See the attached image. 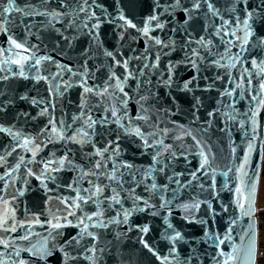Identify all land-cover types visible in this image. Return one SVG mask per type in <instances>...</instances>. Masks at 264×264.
Instances as JSON below:
<instances>
[{
    "label": "water",
    "instance_id": "obj_1",
    "mask_svg": "<svg viewBox=\"0 0 264 264\" xmlns=\"http://www.w3.org/2000/svg\"><path fill=\"white\" fill-rule=\"evenodd\" d=\"M15 4L0 264H256L264 0Z\"/></svg>",
    "mask_w": 264,
    "mask_h": 264
},
{
    "label": "snow or ice",
    "instance_id": "obj_2",
    "mask_svg": "<svg viewBox=\"0 0 264 264\" xmlns=\"http://www.w3.org/2000/svg\"><path fill=\"white\" fill-rule=\"evenodd\" d=\"M9 12H22L24 15H47L46 13L44 12H39L33 8H31L30 6H26L25 8H21L19 6H17L15 4V0H7V6H4L2 3H0V17H3V22L4 23H7V17L5 16V13H9ZM53 17L57 16L58 14L57 13H52ZM121 19H124V17H121ZM152 19H155V17H153ZM126 24H130V21H125ZM132 27H135V25H131ZM158 26H162V25H158ZM6 31V29H5ZM144 33L147 34V29H143ZM157 43H159V41H157ZM12 44L15 48L17 49H23L24 51H27L26 48H24V46L21 44V43H17L15 40H12ZM7 62V61H6ZM14 63H17L19 64L20 61L19 60H16V61H13ZM36 63H39V60L36 61ZM186 87V85H185ZM87 91V89H86ZM0 130H3V129H0ZM55 131V129H53ZM25 143H27V141H25ZM62 163V161H61ZM0 191H2V189H0ZM254 186H252L250 189H249V195H254ZM237 192H241L240 189H237ZM241 195L243 196V193L241 192ZM115 199V198H114ZM7 202L5 201V204ZM241 208L244 207L243 203L240 205ZM89 219H91V217H89ZM8 224V219H7V211H5V215L4 217L0 218V227H3L4 225H7ZM5 230H8L7 228H5ZM144 231L146 232L147 229H144ZM179 237V234H177V238ZM148 245L145 244V247H147ZM151 250V249H150Z\"/></svg>",
    "mask_w": 264,
    "mask_h": 264
},
{
    "label": "built area",
    "instance_id": "obj_3",
    "mask_svg": "<svg viewBox=\"0 0 264 264\" xmlns=\"http://www.w3.org/2000/svg\"><path fill=\"white\" fill-rule=\"evenodd\" d=\"M264 168V160L262 170ZM258 231H259V238L264 233V216H258ZM256 264H264V244L262 242L258 243V251H257V261Z\"/></svg>",
    "mask_w": 264,
    "mask_h": 264
},
{
    "label": "crops",
    "instance_id": "obj_4",
    "mask_svg": "<svg viewBox=\"0 0 264 264\" xmlns=\"http://www.w3.org/2000/svg\"><path fill=\"white\" fill-rule=\"evenodd\" d=\"M258 208L264 209V174L261 176L259 195H258ZM260 242L264 244V233L260 236Z\"/></svg>",
    "mask_w": 264,
    "mask_h": 264
},
{
    "label": "trees",
    "instance_id": "obj_5",
    "mask_svg": "<svg viewBox=\"0 0 264 264\" xmlns=\"http://www.w3.org/2000/svg\"><path fill=\"white\" fill-rule=\"evenodd\" d=\"M264 174V168L262 170V175ZM258 216H264V209H260L258 208V213H257ZM260 240V238H259Z\"/></svg>",
    "mask_w": 264,
    "mask_h": 264
}]
</instances>
